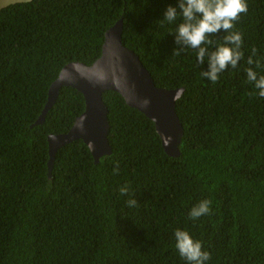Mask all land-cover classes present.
Masks as SVG:
<instances>
[{
  "label": "trees",
  "instance_id": "trees-1",
  "mask_svg": "<svg viewBox=\"0 0 264 264\" xmlns=\"http://www.w3.org/2000/svg\"><path fill=\"white\" fill-rule=\"evenodd\" d=\"M247 3L234 29L244 57L215 84L200 76L207 64L195 50L174 56L182 18L161 20L179 0H30L0 9V264H187L176 229L203 242L206 264H264V98L249 95L257 90L246 77L252 49L264 58V0ZM122 17L123 43L156 86L185 88L176 107L181 155L168 156L155 124L111 91L112 154L96 164L77 140L59 149L49 177L48 137L69 132L85 110L84 96L63 88L35 125L50 87L67 64L97 61ZM132 198L138 204L129 207ZM204 199L211 213L190 219Z\"/></svg>",
  "mask_w": 264,
  "mask_h": 264
},
{
  "label": "water",
  "instance_id": "water-1",
  "mask_svg": "<svg viewBox=\"0 0 264 264\" xmlns=\"http://www.w3.org/2000/svg\"><path fill=\"white\" fill-rule=\"evenodd\" d=\"M123 31L122 17L106 31L102 54L97 61L90 66L82 62L69 63L52 83L47 104L35 125L45 122L63 88L71 87L80 92L84 96L85 110L69 132L48 137L49 177L59 149L77 140H82L87 147L90 142L94 144V150L90 152L96 164L104 156L112 154L109 109L104 101V94L111 91L120 94L128 106L155 124L168 156L180 157L184 127L176 107L185 88L157 87L139 55L124 45Z\"/></svg>",
  "mask_w": 264,
  "mask_h": 264
},
{
  "label": "clouds",
  "instance_id": "clouds-1",
  "mask_svg": "<svg viewBox=\"0 0 264 264\" xmlns=\"http://www.w3.org/2000/svg\"><path fill=\"white\" fill-rule=\"evenodd\" d=\"M247 12V0H179L177 7L168 6L164 19L161 21L172 23L178 17L182 18V22L174 32L176 43L180 45L174 51V56L180 55L188 48L195 50L199 65H204L205 62L207 64V70H203L200 76L215 84L220 79V73L228 70L229 67L237 68L244 57L243 34L234 29L241 15ZM221 30L226 33L221 38L222 42L213 40L212 37ZM212 46H215V50L210 51ZM257 51L254 47L252 55L247 59L249 67L246 69V77L248 83L257 90L249 95L264 98V74L256 71L264 66L262 65L264 58H257ZM88 147L89 150H94L92 142ZM114 164L113 172L118 174L119 161H114ZM128 192L127 184L120 188L121 195H127ZM127 203L129 207L138 204L135 198L129 199ZM211 208L212 201L204 199L191 208L189 218L196 220L203 215L210 214ZM174 236L175 248L187 264H206L211 259V253L204 249L203 242L195 239L189 231L176 229Z\"/></svg>",
  "mask_w": 264,
  "mask_h": 264
},
{
  "label": "rangeland",
  "instance_id": "rangeland-1",
  "mask_svg": "<svg viewBox=\"0 0 264 264\" xmlns=\"http://www.w3.org/2000/svg\"><path fill=\"white\" fill-rule=\"evenodd\" d=\"M30 1V0H28ZM18 2H27V1H21V0H0V9L10 5V4H14V3H18Z\"/></svg>",
  "mask_w": 264,
  "mask_h": 264
},
{
  "label": "crops",
  "instance_id": "crops-1",
  "mask_svg": "<svg viewBox=\"0 0 264 264\" xmlns=\"http://www.w3.org/2000/svg\"><path fill=\"white\" fill-rule=\"evenodd\" d=\"M21 1H28V0H21Z\"/></svg>",
  "mask_w": 264,
  "mask_h": 264
}]
</instances>
